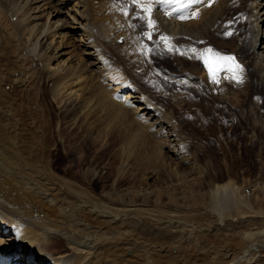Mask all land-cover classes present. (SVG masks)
<instances>
[{
    "label": "rangeland",
    "instance_id": "374dc122",
    "mask_svg": "<svg viewBox=\"0 0 264 264\" xmlns=\"http://www.w3.org/2000/svg\"><path fill=\"white\" fill-rule=\"evenodd\" d=\"M6 1L11 5L15 4L14 7L21 10L18 15L25 18L23 23L28 25L19 31L20 38L27 42H25L27 52L30 55L34 54L31 53L30 48L37 41V52L39 49L37 43L42 35L37 40V36H33L38 33V29L45 32L48 22L53 21L51 15L47 18V12L52 13L53 9L45 0H37L39 2L36 5L39 10L37 8L27 10L26 0ZM66 1L69 2L63 10L68 12L69 16L78 13L81 15L85 10L81 7L83 3L80 0ZM157 1L151 0L152 3ZM225 1L226 3L221 7L216 6V3L208 5V12L198 16L197 21L191 24V28L186 27L189 35L191 30L199 33L200 38L197 41L178 39L184 36L177 35L176 31L165 34L159 26L147 28L145 17L146 15L148 17V13L143 11L145 3H148L147 0H141V10L135 7L133 0H113V2L108 0V4L113 5V17L117 18L114 17L115 23L112 28H106H115V31L121 34L120 39L123 37L121 42L112 39L108 42L103 36L101 38L100 34H97L99 38L96 39L94 33L91 34L90 40H86L83 33L86 28L89 29L90 24L86 19H79L81 24L76 21L77 23H72L73 25L69 27L71 29H60L54 36L43 39L47 42L51 41L52 49L43 48L39 56L42 60L50 58L52 73H48L45 78L43 75L42 78L36 76L32 81L33 84L29 86L30 89L26 90L5 79V85H8L5 88L11 87L6 91L8 97L5 103H10L13 99L11 104L21 108V114H17L19 121L28 125L31 123L37 129L35 134L38 138L55 144L54 148L46 144L40 150L47 149L48 162H51L50 164L59 172L65 168L68 174L80 182H88L87 171L92 168L106 172L102 184L94 180L90 181L94 190L99 193L108 191L123 194L125 189H134L141 194L144 191L143 184L148 181L154 184L153 180L157 177L159 186L154 185L151 188L158 186L162 189L166 193L168 204L172 201L174 204L182 203L181 205L187 204V206L205 204L206 208L209 204L210 211L219 216L220 213L230 211V204L234 199L242 197L247 199L256 211L264 213V90L258 84L253 67L249 65V57L253 53L248 30L252 23L250 15H253V8L248 5L250 0ZM257 10H260V13L264 12V4ZM85 13L84 11L82 14ZM68 15L64 14L60 19L70 21ZM12 19L15 20L16 16ZM160 29L164 32H160ZM261 29L264 37V25ZM48 32H52V29ZM149 33H151L150 37ZM61 35H63L62 40ZM165 37L167 40L162 39ZM93 39L98 40V45L105 54L107 64L104 66L101 60L96 59L100 48L92 47L97 46ZM60 40L63 46L54 49ZM191 49L196 51L193 52ZM206 49L213 50L210 56L220 53L235 57L236 63L243 69L242 76L237 82L231 78L232 73L229 71L224 74L223 69L227 66L220 67V62L210 60L211 65L221 69L218 75L221 86L216 87L221 92V99H216L214 94L208 93L209 89L200 76L203 75V70L202 73L200 70L206 67L204 59L201 60ZM186 50L187 55L183 54ZM6 62V57L0 58V67L5 68ZM110 64L111 69L118 72L117 74H120L125 82L129 79L138 92L140 90L151 104H155L154 107L156 106L161 116L169 122L170 128L154 129L147 126L140 128L135 115L127 108L124 110L118 108L120 110L118 112V109L115 110L110 106L100 90L102 88L103 91L101 86L105 87L108 82L104 84L101 80L106 81L104 75L100 74L97 77L95 73L98 66L102 69L105 66L109 67ZM97 79L102 83L99 84ZM233 82L240 84L236 87L240 88L239 91L230 88ZM68 83H71V89L76 92L77 98L75 101L70 98L67 100V105L69 104L71 108L70 111L65 112L67 106L60 108L61 103L60 105L55 103L54 99L60 97L65 89L61 90L59 96L54 89H62ZM77 87L80 88L78 92ZM107 88L109 90L112 86ZM76 102H80L82 107L89 105L90 109L87 108V111L85 108L79 110L75 109V106L72 108L73 105H78ZM113 108L118 113L114 112ZM133 132L137 133V137ZM170 135L177 138L176 148L183 155L182 160H185L176 161L174 148L168 145ZM65 150H68V155H65ZM155 171L156 174L157 172L160 174L148 180L146 178L148 173ZM224 181H230L234 187H224L212 192L207 188L208 183L209 187H214L220 186ZM149 192L153 191L150 189Z\"/></svg>",
    "mask_w": 264,
    "mask_h": 264
},
{
    "label": "bare ground",
    "instance_id": "6f19581e",
    "mask_svg": "<svg viewBox=\"0 0 264 264\" xmlns=\"http://www.w3.org/2000/svg\"><path fill=\"white\" fill-rule=\"evenodd\" d=\"M45 1L53 9L52 13L46 11L47 18L51 15L53 21L48 22L49 25L45 32L38 29V33L33 36H37L36 40L40 35L42 38L37 43L39 48L37 52V41L33 44L34 46L32 45V48L29 47L31 53H34L30 55L27 52V42L22 41L19 34V31L28 25L23 23L25 18L18 15L21 10L19 11L16 6L15 8V4L11 5L6 0H0V58H7L5 68L0 67V264H264V213L256 211L245 198L234 199L230 204V211L219 214L220 219L218 214L210 211L209 204L207 208L205 204V206L203 204L187 206V204L181 205L182 203L178 205L174 204L172 200V203L168 204L166 193L158 187L157 177L153 180L154 184L149 181L143 184V194H139L134 189H125L123 194L108 191L99 193L94 190L90 181L94 180L102 184L105 181L106 172L92 168L87 171L88 182H80L68 174L65 168L59 172L58 169H55L56 167L50 164L51 162H48L47 149L42 151L40 148L42 149V146L46 144L51 145L52 148L55 144L38 138L35 134L37 129L31 123L28 125L19 121L20 118L18 119L17 114H21V108L11 104L13 99L10 103H5L8 97L6 91L11 88H5L8 86L5 85V79H9L11 83L13 82L21 89L26 90L36 76L43 75L45 78L46 75H49L48 73H52L50 58L42 60L39 56L40 50L43 48L48 50L51 47V41L47 42L43 39H46L47 36H54L55 33H59L60 29H71L69 27L73 25L72 23L81 24L79 19H86L90 24L89 29L84 30L86 33H83L86 40L92 38V33L95 38H99L97 34H100L101 38L103 36L108 42L109 39L121 42L123 37L120 39L121 34L117 33L115 28L109 29L114 26L117 17H113V5L108 4V0H80L86 15L82 14L83 11L81 15L78 13L72 16L63 10L69 1L55 0L54 3L53 0ZM204 1L206 2L205 6L204 2L188 6V0L151 2L150 19L155 21L157 24L155 27L162 28L165 34L176 31L177 35L184 36L178 39L198 41L199 33L191 30L189 35L186 29L187 26L190 27L193 22L195 23L197 18L181 20L179 17L188 12L185 15L187 17L193 11L198 12L199 16L202 13L205 15L209 9V1ZM25 2L27 10H33L38 7L36 3L39 1L26 0ZM146 3L145 6H147ZM213 3L221 7L226 1L212 0L210 5ZM262 4H264V0L248 2V5L253 8V15H250L252 23L248 32L250 48L253 53L252 56L250 54L249 65L253 67L258 84L264 90V37H262L263 30L261 29V26L264 25V12L260 13V10H257ZM139 5L136 4L135 7L141 10L142 3ZM37 9L39 10V8ZM64 14L68 15L70 21L60 19ZM14 16H16L15 20L12 19ZM119 17L121 18V16ZM145 26L148 28L147 24ZM50 28L52 32H48V30L51 31ZM190 28H188L189 31ZM79 29L83 30L84 28ZM63 35H61V40ZM169 39L171 40L170 37ZM61 40L54 49L63 46ZM87 43L89 44L90 41ZM91 43L94 42L91 41ZM96 43L97 46L94 44L91 46L100 48L101 53L97 52L96 59L101 60L104 66L107 64L105 54L98 45V40ZM183 54L187 55V50ZM210 60L212 59H209L211 64ZM100 68L98 66L95 73L98 75L97 77L100 74L104 75V79H106L104 84L108 82L105 84L106 88L101 86L103 91L102 88L100 90L110 106L115 110L127 108L135 115L140 128L147 126L163 129V127L170 126L169 122L161 116V112L155 108L156 106L154 107L155 104L152 103V105L140 93V90L139 92L136 90V86L126 80L129 82L127 84L121 78L122 76L117 74L118 72L111 69V65ZM212 68L218 79L221 69L217 70L218 68L214 65ZM223 70H225L224 74L229 73L228 68L225 67ZM201 71L203 75L200 76L209 89L208 93L214 94L216 99H221V92L216 88L221 82H213L207 66L203 67ZM77 75L79 76V74ZM237 75L238 77L242 76L241 72H237ZM100 79H97L99 84L102 83ZM71 83L66 84L62 89H54L58 96L62 92L61 90L65 89L63 91L66 92L65 94L62 93L57 99L54 98L55 103H61L60 108L67 106L65 112L70 111L71 108L69 104L67 105V100L70 98L75 101L77 98L76 92L71 89ZM127 85H131V87ZM110 86L112 88L108 90L107 87ZM238 86L240 84L233 82L230 88L240 90V88H236ZM74 95L76 97H73ZM76 103L78 105H73L72 108L75 106V109L78 110L81 108L90 109L89 105L82 107L80 102ZM114 108L113 111L116 112ZM119 109L118 112H120ZM136 134L134 133V135ZM170 137L168 145L174 148L176 161L185 160H182L183 155L176 148L177 138L174 135H170ZM65 153L68 155V150H65ZM126 162L123 163L126 164ZM157 174L156 171L149 172L146 178L150 180ZM154 185H158L157 188H151ZM208 185L210 184H207V188L211 192L224 189V187H234L230 181H224L220 186L209 187ZM150 189L153 191V195L149 192ZM211 210L214 209L211 208Z\"/></svg>",
    "mask_w": 264,
    "mask_h": 264
},
{
    "label": "snow or ice",
    "instance_id": "6c2138e0",
    "mask_svg": "<svg viewBox=\"0 0 264 264\" xmlns=\"http://www.w3.org/2000/svg\"><path fill=\"white\" fill-rule=\"evenodd\" d=\"M203 2H204V0H188V6H191L192 4H200ZM211 2H212V0H209V6H210ZM133 3L140 4L141 0H133ZM151 10H152L151 9V0H148L147 6H144V11H146L149 14L148 17H145V19L147 20V24H148V27L150 29H152L155 25V21L150 19ZM198 16H199V13L196 11H193L192 13L189 14V16H187V17L186 16H180L179 18L181 20H183V19H188V18H198ZM227 34L231 35V33H227ZM148 35L150 37L151 33H149ZM162 39L167 40L166 37L162 38ZM170 50H172V49H170ZM192 51L195 52L196 50L193 49ZM212 53H213L212 49H206L203 59H204L205 65L209 68V73H210V76H211L213 82L218 83L219 81L216 77V73L213 71L212 65L209 63L210 58L217 61V62H220V67L227 66L228 71L232 73L231 78L235 79V80H237V82H239V77L237 75V72H242L243 69L240 67V65L238 63H236L235 58L232 56H225V55L220 54V53H215L214 56H210L209 54H212ZM217 70H219V69H217Z\"/></svg>",
    "mask_w": 264,
    "mask_h": 264
}]
</instances>
